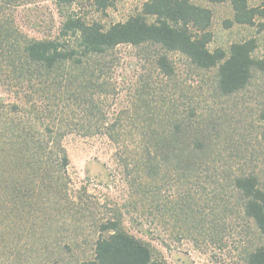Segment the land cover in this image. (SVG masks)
Segmentation results:
<instances>
[{
    "label": "trees",
    "instance_id": "obj_1",
    "mask_svg": "<svg viewBox=\"0 0 264 264\" xmlns=\"http://www.w3.org/2000/svg\"><path fill=\"white\" fill-rule=\"evenodd\" d=\"M206 1L231 3L234 17L228 25L254 26L264 18V9L248 0ZM35 2L0 0V264H66L65 247L77 244V239L42 236V253L35 255L25 238L36 233L37 223L47 227L59 218L52 217L61 210L63 196L70 198L69 207L79 205L64 181L70 164L64 139L71 134H100L116 144L135 209L164 208L159 200L169 178L181 187L213 166L214 123L193 104L186 107L180 96L146 90V73L127 90L134 92L128 103L105 105L106 97L111 101L115 92H124L117 78L107 77L119 46H160L152 62L169 79L176 75L171 52L182 53L197 69H216L213 89L223 97L247 88L255 70L264 73V58L254 55L255 38L234 42L228 50L209 48L213 11L194 0H145L142 12L108 28L72 15L55 38H21L17 12ZM91 2L101 11L112 5V0ZM232 183L244 215L264 234V188L258 176L238 174ZM189 203L170 202L168 211L183 212ZM120 223L119 217L99 222L93 258L75 264H166ZM248 263L264 264V247L252 251Z\"/></svg>",
    "mask_w": 264,
    "mask_h": 264
},
{
    "label": "rangeland",
    "instance_id": "obj_2",
    "mask_svg": "<svg viewBox=\"0 0 264 264\" xmlns=\"http://www.w3.org/2000/svg\"><path fill=\"white\" fill-rule=\"evenodd\" d=\"M144 1L112 0L111 7L101 11L91 0H73L71 4L36 0L18 10L17 25L21 38H55L63 22L72 15L108 28L142 12ZM194 1L213 11L211 50L218 47L228 50L234 42L255 38L254 55L264 58V25H261L264 18L258 17L254 26L228 25L234 17L229 1ZM248 1L250 6L264 9V0ZM160 51V46L153 44L141 48L119 46L111 65L112 76L108 73L107 77L117 78L124 92H115L111 101L106 97L105 105L118 108L117 104L128 103L134 92L127 90L140 74L146 73V90L151 87L150 91L158 96H180L186 100V107L193 104L201 115L214 123L218 134L214 141L217 147L212 152L213 166L199 179H190L181 187L176 185L175 178H169L159 200L164 208L139 205L135 209L129 204L132 197L123 181L116 144L100 134H71L64 139L70 158L64 181L69 185L72 199L79 205L69 207L70 198L63 196L61 210L52 217L59 218L48 219L51 223L47 227L39 222L35 234L26 233L25 238L36 250L35 255L42 253L41 237L45 239L50 235L49 240L77 239L75 245L66 244V264L92 259L94 241L100 233L98 224L110 217H119L121 228L146 242L153 256L166 264H249V254L264 247V234L244 215L242 199L232 183L235 175L256 174L264 188V73L255 70L247 88L223 97L214 93L216 69H197L180 52L169 53L176 75L165 78L152 62ZM183 199L190 201L183 212L168 211L170 202ZM70 209L72 212L68 211ZM40 216L39 219H47L45 215Z\"/></svg>",
    "mask_w": 264,
    "mask_h": 264
}]
</instances>
